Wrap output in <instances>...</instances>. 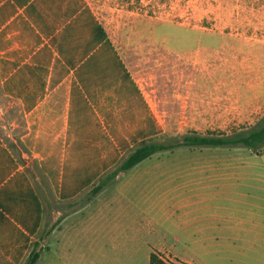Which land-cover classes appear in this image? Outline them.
<instances>
[{"label":"crops","instance_id":"obj_1","mask_svg":"<svg viewBox=\"0 0 264 264\" xmlns=\"http://www.w3.org/2000/svg\"><path fill=\"white\" fill-rule=\"evenodd\" d=\"M59 7L58 0H0V79L21 105L27 124L21 139L30 162L37 161L55 197L69 201V262L117 264L122 253L141 249L149 264L154 250L186 261L172 252L174 246L212 243L218 230L234 228L233 213H219L212 194L217 192H203V184L208 177V188L224 187L220 180L235 176L231 170H199L192 181L189 174L157 169L184 160L151 157L87 198L137 144L161 136L165 124L153 85L147 86L119 48L69 43L73 37L58 30ZM262 173L253 178L262 179L257 186L264 191ZM178 179L183 181L174 183ZM44 213L27 165L0 132V264L25 260ZM236 225L247 234L256 228L243 217ZM260 227L264 240V220ZM241 241L232 246L257 245L249 237Z\"/></svg>","mask_w":264,"mask_h":264},{"label":"rangeland","instance_id":"obj_2","mask_svg":"<svg viewBox=\"0 0 264 264\" xmlns=\"http://www.w3.org/2000/svg\"><path fill=\"white\" fill-rule=\"evenodd\" d=\"M58 1L62 6L58 30L73 37L69 43L119 48L125 62L147 79V86L153 85L155 107L165 124L160 139L192 132H230L253 124L264 114V0ZM26 130L20 103L7 95L0 79L2 136L9 143H17ZM23 153L17 149L23 161L31 165ZM152 158L184 160L157 169L189 174L192 181L199 170L202 175L231 170L235 176L220 180L224 187L208 188V177L203 184V192L218 193L212 194L219 213H233L234 228L218 230L212 243L207 240L200 246H174L172 252L186 261L165 256L168 264H264L259 228L264 220V191L257 186L263 182L253 178L263 174L264 150L256 153L246 147L180 146ZM226 162L230 166H224ZM253 210L255 216L250 213ZM242 217L255 221L256 228L250 226L248 234L236 225ZM248 237L257 245L232 246ZM35 242L42 249L37 264H70L69 201L54 202L45 209ZM122 257L117 264H149L143 249L128 250Z\"/></svg>","mask_w":264,"mask_h":264},{"label":"trees","instance_id":"obj_3","mask_svg":"<svg viewBox=\"0 0 264 264\" xmlns=\"http://www.w3.org/2000/svg\"><path fill=\"white\" fill-rule=\"evenodd\" d=\"M9 145L17 155L19 161L26 164L17 154V149H22L31 156L21 137L18 138L17 143H9ZM180 146L246 147L256 153H260L264 150V114L253 124L234 128L230 132L211 131L205 134L192 132L165 140L160 139L159 136L145 139L130 150L115 168L107 172L99 182L89 190L87 198L90 199L100 192L120 171L131 169L142 160L151 158L159 152L172 150ZM27 171L35 182L37 191L45 204V209L52 206L54 202H61L55 197L49 178L40 168L37 161L31 163V165H27ZM37 178H40V181H37ZM38 245L39 244L35 241L32 243L28 256L21 264L38 263L42 252V249H38ZM164 259L166 258L162 252L154 250L150 256V264H168Z\"/></svg>","mask_w":264,"mask_h":264},{"label":"water","instance_id":"obj_4","mask_svg":"<svg viewBox=\"0 0 264 264\" xmlns=\"http://www.w3.org/2000/svg\"><path fill=\"white\" fill-rule=\"evenodd\" d=\"M22 155H23V158H25V159L27 158L26 159L27 161H31V158L27 153H23Z\"/></svg>","mask_w":264,"mask_h":264}]
</instances>
